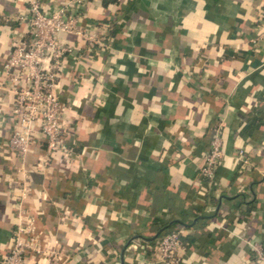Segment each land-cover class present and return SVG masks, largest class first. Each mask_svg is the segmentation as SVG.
Listing matches in <instances>:
<instances>
[{
	"label": "crops",
	"instance_id": "obj_1",
	"mask_svg": "<svg viewBox=\"0 0 264 264\" xmlns=\"http://www.w3.org/2000/svg\"><path fill=\"white\" fill-rule=\"evenodd\" d=\"M29 1L0 0V264L19 216L40 249L24 264H166L153 237L170 227L188 243L179 264H261L250 244L264 243V0L84 1L81 35H60L63 147L39 161L34 124L19 209L2 65L28 33Z\"/></svg>",
	"mask_w": 264,
	"mask_h": 264
},
{
	"label": "built area",
	"instance_id": "obj_2",
	"mask_svg": "<svg viewBox=\"0 0 264 264\" xmlns=\"http://www.w3.org/2000/svg\"><path fill=\"white\" fill-rule=\"evenodd\" d=\"M84 1L86 0H66L56 9L43 12L37 0H30L26 16L28 33L13 45L2 65L4 88L13 96L11 114L15 118L7 144L21 163L15 170L20 176L19 209L23 200L28 197L29 176L24 162L32 143L34 124L38 123L44 143L45 154L39 161L47 162L49 155L63 147V104L55 90L62 59L70 49L63 43L60 35H81L75 10ZM260 35L264 36V29ZM221 157V138L216 135L209 142L199 174L211 179ZM31 225V217L19 216L10 248L2 264H24L27 252L40 251L32 235ZM182 236L180 229L161 234L156 245V260L166 264H179L184 250ZM250 252L255 261L264 264V243L252 242Z\"/></svg>",
	"mask_w": 264,
	"mask_h": 264
},
{
	"label": "trees",
	"instance_id": "obj_3",
	"mask_svg": "<svg viewBox=\"0 0 264 264\" xmlns=\"http://www.w3.org/2000/svg\"><path fill=\"white\" fill-rule=\"evenodd\" d=\"M113 1H114V0H102V4H103L104 6H106V5L110 4V3H112ZM170 228H171V227H170ZM170 228L160 231V233L158 234L157 237H159V236H160L161 234H163V233H166V232L170 231ZM181 241H182L183 247L186 249L187 246H188V243H187V239H186V237L182 236ZM251 255H252V254H251ZM252 257H253V256H252ZM253 259H254V258H253Z\"/></svg>",
	"mask_w": 264,
	"mask_h": 264
},
{
	"label": "water",
	"instance_id": "obj_4",
	"mask_svg": "<svg viewBox=\"0 0 264 264\" xmlns=\"http://www.w3.org/2000/svg\"><path fill=\"white\" fill-rule=\"evenodd\" d=\"M159 233H160V231H159L158 233L155 234V236L153 237V239L156 238V237L158 236ZM123 251H124V250H122L121 253H120V259H121V261H122Z\"/></svg>",
	"mask_w": 264,
	"mask_h": 264
}]
</instances>
